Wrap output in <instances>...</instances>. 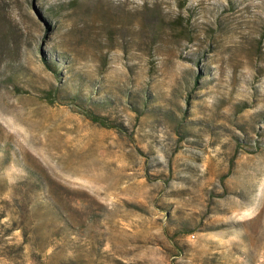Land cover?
<instances>
[{
  "label": "rangeland",
  "instance_id": "374dc122",
  "mask_svg": "<svg viewBox=\"0 0 264 264\" xmlns=\"http://www.w3.org/2000/svg\"><path fill=\"white\" fill-rule=\"evenodd\" d=\"M0 264H264V0H0Z\"/></svg>",
  "mask_w": 264,
  "mask_h": 264
},
{
  "label": "trees",
  "instance_id": "16d2710c",
  "mask_svg": "<svg viewBox=\"0 0 264 264\" xmlns=\"http://www.w3.org/2000/svg\"><path fill=\"white\" fill-rule=\"evenodd\" d=\"M52 71L55 73L56 68H52ZM58 92L59 90H54V91H49L48 92V97H49V101H52L53 99H57L58 97ZM58 101H63V100H70L74 105H77L76 107L78 108V110L80 111V114L83 115L85 118H87L88 120H90L91 122L98 124L101 127L104 128H116L118 130H123V126L121 124H114L111 123L109 119L100 114L99 112H96L95 109H93L92 107H96V108H104L107 107V105L110 103L108 100L102 101L98 104L97 101H92V100H86L84 96H81L79 92L77 91H69L66 97H63L62 99H57ZM144 107L143 110H140V108H138L137 106L133 105V110L136 111V113H141L144 110H146L147 107V101L144 100ZM147 111V110H146ZM156 111H158L156 109ZM36 181L39 185H42V180L40 178H36ZM52 203V206L55 207V205H57L56 203Z\"/></svg>",
  "mask_w": 264,
  "mask_h": 264
}]
</instances>
